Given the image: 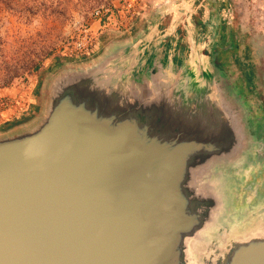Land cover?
Masks as SVG:
<instances>
[{
  "label": "water",
  "instance_id": "obj_1",
  "mask_svg": "<svg viewBox=\"0 0 264 264\" xmlns=\"http://www.w3.org/2000/svg\"><path fill=\"white\" fill-rule=\"evenodd\" d=\"M198 42L148 29L50 76L0 135V264H264V139Z\"/></svg>",
  "mask_w": 264,
  "mask_h": 264
},
{
  "label": "rangeland",
  "instance_id": "obj_2",
  "mask_svg": "<svg viewBox=\"0 0 264 264\" xmlns=\"http://www.w3.org/2000/svg\"><path fill=\"white\" fill-rule=\"evenodd\" d=\"M139 1L141 16L131 31L124 32L113 25L100 29L92 13L103 5L116 9L125 0H0V135L43 115L44 85L61 67L93 62L148 29L160 40L161 48L178 41L179 47L188 48L190 41L198 39L201 52L214 51L215 63L222 23L228 36L225 46L232 34L240 46L237 56L249 50L258 60L264 51V0ZM89 26L98 49L95 54L75 57L72 43L79 29ZM234 78L230 71L224 81L232 83ZM251 107L262 118L264 110L258 104ZM25 118L30 120L10 131L1 128Z\"/></svg>",
  "mask_w": 264,
  "mask_h": 264
},
{
  "label": "flooded vegetation",
  "instance_id": "obj_3",
  "mask_svg": "<svg viewBox=\"0 0 264 264\" xmlns=\"http://www.w3.org/2000/svg\"><path fill=\"white\" fill-rule=\"evenodd\" d=\"M221 29L223 34L220 36L216 64L223 72V79L226 80L227 73L232 71L235 81L230 84L234 86L241 101L247 105L250 104V106L258 104L264 110V51L258 60L249 50L244 51L240 58L236 55L240 46L235 40L234 34L231 35L232 40L227 42L229 45L225 46L228 36L225 34L224 23H222ZM254 111L256 119L252 125L256 128L257 136L264 139V113L262 118H257L258 111Z\"/></svg>",
  "mask_w": 264,
  "mask_h": 264
},
{
  "label": "built area",
  "instance_id": "obj_4",
  "mask_svg": "<svg viewBox=\"0 0 264 264\" xmlns=\"http://www.w3.org/2000/svg\"><path fill=\"white\" fill-rule=\"evenodd\" d=\"M142 7L139 0H125L118 8L100 6L94 10L92 17L97 21L100 29L113 25L117 30L129 32L135 21L141 16ZM98 43L91 26L79 29L72 43L71 54L75 57L89 56L96 52Z\"/></svg>",
  "mask_w": 264,
  "mask_h": 264
},
{
  "label": "trees",
  "instance_id": "obj_5",
  "mask_svg": "<svg viewBox=\"0 0 264 264\" xmlns=\"http://www.w3.org/2000/svg\"><path fill=\"white\" fill-rule=\"evenodd\" d=\"M67 60H69V59H67ZM70 61H72L71 59H70ZM41 85H42V83H40L39 84V86H38V89L40 90V88H41ZM30 120V118H25V119H23L22 121H19V122H17V123H5L4 125H2L1 126V128L3 129V130H9L10 128H13L14 126H17V125H21V124H24L25 122H27V121H29Z\"/></svg>",
  "mask_w": 264,
  "mask_h": 264
},
{
  "label": "crops",
  "instance_id": "obj_6",
  "mask_svg": "<svg viewBox=\"0 0 264 264\" xmlns=\"http://www.w3.org/2000/svg\"><path fill=\"white\" fill-rule=\"evenodd\" d=\"M178 53H176V52H174L173 53V57L175 58V60H177L178 61V63H181L182 62V60H180V59H177V54H178V56L180 57V58H182V54H181V51H177ZM95 54V53H94ZM105 54V52H103L101 55H99L98 57H97V59L98 58H101L103 55ZM96 60V59H95ZM95 60H93V61H95ZM91 62V61H90ZM217 65V64H216ZM250 105V104H249ZM11 129V128H10Z\"/></svg>",
  "mask_w": 264,
  "mask_h": 264
}]
</instances>
